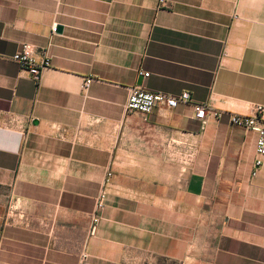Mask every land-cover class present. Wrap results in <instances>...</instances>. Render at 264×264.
<instances>
[{
    "label": "crops",
    "instance_id": "crops-1",
    "mask_svg": "<svg viewBox=\"0 0 264 264\" xmlns=\"http://www.w3.org/2000/svg\"><path fill=\"white\" fill-rule=\"evenodd\" d=\"M259 106L264 0H0V264H264Z\"/></svg>",
    "mask_w": 264,
    "mask_h": 264
},
{
    "label": "built area",
    "instance_id": "built-area-1",
    "mask_svg": "<svg viewBox=\"0 0 264 264\" xmlns=\"http://www.w3.org/2000/svg\"><path fill=\"white\" fill-rule=\"evenodd\" d=\"M160 3H165V0H160ZM11 59L16 61L21 68L28 71L35 80H40L42 72L50 65V59L45 58L38 61L35 57V52L31 44L25 43L22 47L11 56ZM145 76H149L146 73ZM92 78H88L84 82V87H87ZM191 94L188 91L179 95H170L164 92L149 90L140 85H135L130 89L129 97L126 103L128 112H139L144 115L150 114L153 110L164 105L167 108H174L181 102L191 101ZM209 104L206 102H196L194 104L195 117L204 119L207 115ZM215 116H219L221 112H214ZM231 120L233 124L243 126L246 129L256 130L258 133L256 141V152L258 155H264V107L259 106L250 114H232ZM257 165L261 164V160L256 161ZM107 198L105 190L100 194L97 202V210L92 216L93 224L96 225L101 217L98 212L104 208Z\"/></svg>",
    "mask_w": 264,
    "mask_h": 264
},
{
    "label": "water",
    "instance_id": "water-1",
    "mask_svg": "<svg viewBox=\"0 0 264 264\" xmlns=\"http://www.w3.org/2000/svg\"><path fill=\"white\" fill-rule=\"evenodd\" d=\"M63 30V27L61 25L57 26L56 31L61 32Z\"/></svg>",
    "mask_w": 264,
    "mask_h": 264
}]
</instances>
